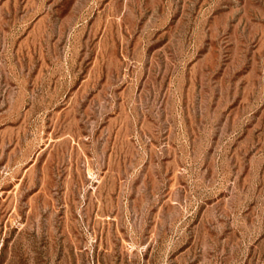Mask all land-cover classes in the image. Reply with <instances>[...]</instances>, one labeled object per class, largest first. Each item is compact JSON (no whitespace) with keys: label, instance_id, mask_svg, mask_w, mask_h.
Wrapping results in <instances>:
<instances>
[{"label":"rangeland","instance_id":"obj_1","mask_svg":"<svg viewBox=\"0 0 264 264\" xmlns=\"http://www.w3.org/2000/svg\"><path fill=\"white\" fill-rule=\"evenodd\" d=\"M0 264H264V0H0Z\"/></svg>","mask_w":264,"mask_h":264}]
</instances>
